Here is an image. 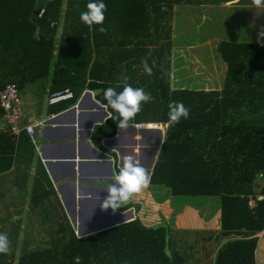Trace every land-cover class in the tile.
Segmentation results:
<instances>
[{"label":"trees","instance_id":"1","mask_svg":"<svg viewBox=\"0 0 264 264\" xmlns=\"http://www.w3.org/2000/svg\"><path fill=\"white\" fill-rule=\"evenodd\" d=\"M205 1L103 0L107 32L101 33L100 25L89 28L80 20L90 0H47L41 5L37 0H0V90L10 83L19 88L51 71L60 89L74 90L72 103L83 87L98 91L96 99L112 118L118 113L104 99L108 87L119 92L127 83L150 92L154 102L142 104L130 121L150 122L151 129L168 124L149 184L166 186L173 196L218 197L220 230L235 240L222 247L215 264H254L255 234L264 228V45L218 44L226 65L220 91L173 88V7ZM142 59L150 65L155 61L153 75L143 72ZM172 101L190 110L189 117L175 125L167 115ZM2 112L0 106V117ZM108 122L115 130L118 122ZM1 142L0 173L16 155L8 133H0ZM114 170L118 174L116 162ZM34 176V200L56 195L43 169L37 167ZM259 178L261 188L255 192ZM66 220V233L50 247L28 250L16 261L14 254H0V264H75L76 257L80 264H185L183 256L169 248L166 226L147 227L135 218L78 237Z\"/></svg>","mask_w":264,"mask_h":264},{"label":"crops","instance_id":"2","mask_svg":"<svg viewBox=\"0 0 264 264\" xmlns=\"http://www.w3.org/2000/svg\"><path fill=\"white\" fill-rule=\"evenodd\" d=\"M187 13L200 15V20L205 22L209 28L221 25L226 32H222V37L207 38L193 43L184 42L186 43V50H195L206 46L217 48L220 42L261 44L258 42H238L241 37L258 40V33L264 27V7H254L251 0H207L201 4H176L173 7L172 20L178 15L180 18L179 27H185L186 22L189 21L186 19ZM37 18L39 17L37 16ZM60 34L61 28H59L55 37L56 43ZM223 37H226V39ZM172 39L171 35V42ZM173 48L172 43L171 78L173 74L172 81L178 84L176 86L178 88L174 87L175 89L202 91H220L222 89L226 76L225 63V67L219 71L216 70L213 62H210V66H203V57H200L199 52H195L196 56L194 58H190L189 53L185 57L179 55L180 59H183V65L181 64L180 68L188 69L189 64L194 67L199 88L179 87V80L175 75L178 67ZM54 53H56V50ZM132 73L130 76H135ZM122 75L124 74L122 73ZM184 77H188V75H184ZM185 79H180V83H188V79ZM37 81L42 82L37 84ZM59 89L58 84L52 81L51 71L45 77L26 81L20 85L18 94L21 116L18 121L19 134L17 137L9 134L1 115L0 133L6 132L10 135L14 148H16V155H11L10 167L0 173V189L5 186V184H2L3 181L13 182L17 174L24 184L31 182L29 184L30 202L35 206L43 204L45 200H34L32 193L36 169L37 167L43 169L56 194L49 198L58 199L62 207L64 206L66 217L71 220L69 221L75 230L68 204L77 206L78 218L85 220L102 218L105 210L99 215L97 209L107 197L108 192L104 189H98L95 183L99 180H107L113 183L116 175L114 163L116 162L119 170L123 166L124 158L128 155H133L146 168L150 159L151 142L154 140L155 133H150V128H147L150 122H131L129 126L141 125L139 128L135 126V131L129 127L126 130H121L118 126L113 130L108 122L111 112L107 110L105 104L96 99L95 96L98 91L87 87L82 88L73 103L67 100L52 105L49 104V95ZM72 107H75L74 111ZM92 119L96 122L89 133L88 125ZM102 125L110 127L111 131L103 132ZM154 125L160 126L161 129L153 130L160 131L161 137L163 132L164 136L161 145L156 150V161L158 152H160L165 141L168 124ZM28 126L32 130L30 135L25 131V127ZM94 128L95 131H93ZM4 144L5 142H1L0 147L4 148ZM60 185L64 186L59 187ZM16 187L18 186L13 185L12 189H16ZM1 193L2 191H0ZM135 196L126 204V206H130L128 209L132 210V217L125 222L134 219L131 203H134ZM17 197L18 194L13 196L7 194L8 202L6 204L5 201L4 204L0 202V231L1 233L6 232L9 237L11 231H14L16 239L22 229V222L25 220L21 217L20 206H15L17 203L21 204ZM187 210L191 214L186 215V222H181L177 218L176 228L179 231L169 229V248L179 252L183 256L185 264H201L203 257H206L207 254L211 255L213 252H215L216 257L224 245L235 240L234 236L228 239L220 230V200L219 205L216 203L213 213L205 214L206 210H203L201 215L200 209L187 208ZM144 216L142 214L140 215L141 218L137 219L147 227L160 226L162 223L154 215L149 214L147 218ZM172 231L174 234H172ZM175 231L180 232V236ZM255 236L254 264H264V228L257 232ZM190 260L195 262L193 263Z\"/></svg>","mask_w":264,"mask_h":264},{"label":"rangeland","instance_id":"3","mask_svg":"<svg viewBox=\"0 0 264 264\" xmlns=\"http://www.w3.org/2000/svg\"><path fill=\"white\" fill-rule=\"evenodd\" d=\"M46 2L47 0H37L38 5L45 4ZM63 7H65L64 4ZM199 17L200 15L198 16L194 13H187L186 19L189 21L186 22L185 27H179L180 18L178 15H176L172 20L173 53L176 55V65L178 67L177 74L175 75L179 80V87H190V89L199 88V82L196 78L194 67L189 64L187 66L188 69L180 68L183 59H180L179 55L185 57V55L189 53V57L194 58L196 56L195 52H199L198 54L200 57H203V66H210V62H213L217 71L222 70L225 67L224 62L215 47L206 46L196 48L195 50H186V43L184 42L193 43L206 40L207 38L222 37V32H226L224 31V27L221 25L209 28L205 22L200 20ZM223 38L226 39V37ZM238 42L250 43L257 42V40L248 37H241ZM184 75H188V77H184ZM180 79H188V83H180ZM172 80L173 74L171 78V83L173 82L172 87L178 88L176 87L178 84ZM41 82L42 81H37V84H41ZM162 137H164L163 132ZM30 183L31 182L29 181L28 184H24L22 179L16 174L13 182L3 181L2 184H5V186H2L3 188L0 189V191H2L0 194V202L2 204H6L8 202L7 194H9V196L18 194L17 199H19L21 204L17 203L15 206H20L21 217L25 218L24 222H22V229L20 230V234L17 239L14 231H11L12 233L9 232L11 235L10 237L8 236L11 248L10 254H14L15 261L22 253L28 250L50 247L52 240L58 239L60 234L64 235V233H66V229L68 228V222L66 220L67 215L64 211L65 208L63 209L64 206L62 207L58 199L48 197L45 199V203L37 206L30 202ZM261 184L262 181L259 178L254 185L255 192H259ZM13 185H17L18 187H16V189H12ZM258 198L261 197L259 196ZM216 203L219 205L218 197H178L173 196L171 191L165 186L150 185L143 189L140 193L136 194L134 203H131V205L133 207L134 219L141 218L140 215L142 214L145 215V218H147L150 214L154 215L157 220L162 221L163 224L160 222V226H166L168 229V240L170 241V230L176 229L179 231L176 228L177 218L181 222H186V215L191 214L188 212L189 210H187V208H192L194 210L200 209L201 215L203 214V210H206L205 214H209V212L213 213ZM117 211L121 212L120 210ZM5 225L4 227H6ZM173 231L172 234H174ZM175 233L180 236V232L175 231ZM215 255V252L211 255L207 254L206 257H203L201 264H215ZM190 261L193 263L195 262L194 260Z\"/></svg>","mask_w":264,"mask_h":264},{"label":"clouds","instance_id":"4","mask_svg":"<svg viewBox=\"0 0 264 264\" xmlns=\"http://www.w3.org/2000/svg\"><path fill=\"white\" fill-rule=\"evenodd\" d=\"M256 8L264 7V0H251ZM87 10L81 12L80 20L83 24L91 28L94 25H100L98 31L106 33L107 29L103 27L105 21V13L107 5L103 0H90L86 5ZM258 43L264 44V27L258 33ZM143 72L151 76L153 75L152 65L146 59L141 61ZM127 78L125 77V80ZM119 87V85H118ZM107 104L118 115L111 119L118 122V128L126 130L130 121L134 120L137 114L142 110V104L154 102V97L150 92H146L143 88H134L125 83L122 91H117L114 87H108L103 93ZM168 122L170 125L178 124L181 119L189 117L190 110L183 102L172 101L168 105ZM95 131V128L93 129ZM151 177L146 168L143 167L133 155L124 158L123 166L119 168L118 174L114 176V182L106 185L108 192L107 197L103 200L100 207L103 210L112 209L113 212L127 204L136 194L147 188ZM10 241L6 233H0V254H10ZM75 264H80V258H74Z\"/></svg>","mask_w":264,"mask_h":264},{"label":"water","instance_id":"5","mask_svg":"<svg viewBox=\"0 0 264 264\" xmlns=\"http://www.w3.org/2000/svg\"><path fill=\"white\" fill-rule=\"evenodd\" d=\"M72 110L74 111L75 107H72ZM95 122L96 121L93 119L89 122V125H88L89 133L91 132ZM129 128H131L134 131L136 129V127L133 125H130ZM101 129L103 132L111 131V128L106 125H102ZM150 133H155L154 140L151 142L152 147L150 149V159L146 167L147 172L151 174V170L155 162L156 150H157V147L161 145L162 137H161V132L158 130H153L150 128ZM109 183L111 182L107 180H99L95 184H97L98 189H104V191H107L106 185ZM63 186L64 185H60L59 187H63ZM125 206L126 204L123 205L121 208ZM68 207L72 214V220L76 228L75 234L78 237H82L84 235H88V234L94 233L96 231H99V230H102V229H105V228H108L114 225H120V224L126 223L125 221H128L132 217V210L130 209L124 210L122 212H119V211L113 212L112 209L109 208L108 210L105 211L104 216L102 218L98 217L96 219L85 220L80 217L78 218L77 216L78 208L76 205L68 204ZM97 211H98V214L101 215V213L103 212V209L99 206Z\"/></svg>","mask_w":264,"mask_h":264},{"label":"built area","instance_id":"6","mask_svg":"<svg viewBox=\"0 0 264 264\" xmlns=\"http://www.w3.org/2000/svg\"><path fill=\"white\" fill-rule=\"evenodd\" d=\"M41 15L42 11L38 13V17ZM18 91V87L15 83L7 84L0 90V106L3 110L2 118L5 122L7 131L13 137H17L19 134L18 121L21 116ZM72 98H74L73 91L66 87L52 92L48 97V103L52 105ZM135 126L138 128L141 127V125ZM25 131L30 135L32 132L31 127H25Z\"/></svg>","mask_w":264,"mask_h":264},{"label":"flooded vegetation","instance_id":"7","mask_svg":"<svg viewBox=\"0 0 264 264\" xmlns=\"http://www.w3.org/2000/svg\"><path fill=\"white\" fill-rule=\"evenodd\" d=\"M122 212V211H121Z\"/></svg>","mask_w":264,"mask_h":264}]
</instances>
